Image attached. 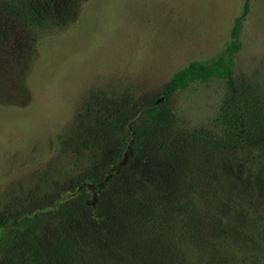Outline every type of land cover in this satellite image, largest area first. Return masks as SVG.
<instances>
[{
	"label": "rangeland",
	"instance_id": "374dc122",
	"mask_svg": "<svg viewBox=\"0 0 264 264\" xmlns=\"http://www.w3.org/2000/svg\"><path fill=\"white\" fill-rule=\"evenodd\" d=\"M246 3L235 79L264 93V0H53L65 25L52 33L29 30L0 2V237L13 217L42 224L75 195L76 172L62 139L79 135V117L96 97L133 101L132 121L166 102L183 127L203 131L225 83H196L168 100L162 92L175 72L224 53ZM205 157L202 165L223 167L216 174L201 169L193 183L199 195L220 201L226 221L200 214L189 223L190 263L255 264L264 257V222L257 221L264 217V144L241 148L230 161ZM178 246L183 254L175 249L173 264L188 253Z\"/></svg>",
	"mask_w": 264,
	"mask_h": 264
},
{
	"label": "trees",
	"instance_id": "16d2710c",
	"mask_svg": "<svg viewBox=\"0 0 264 264\" xmlns=\"http://www.w3.org/2000/svg\"><path fill=\"white\" fill-rule=\"evenodd\" d=\"M0 2L31 31L52 33L65 25L53 0ZM248 11L246 3L219 58L191 62L162 92L168 100L196 83H225L217 114L203 131L183 127L166 102L149 105L132 121L138 109L133 101L96 97L79 117V135L62 139V152L71 156L76 172L75 195L47 215L46 228L36 218L13 217L0 237L3 264H173L175 249L183 254L178 245L188 252L178 264H191L189 223L200 214L226 221L216 207L220 201L199 195L193 183L203 169L216 174L223 165L200 162L207 152L230 161L237 150L264 144V93L250 80L237 82L234 72ZM129 122V132L122 130ZM255 264H264V257Z\"/></svg>",
	"mask_w": 264,
	"mask_h": 264
}]
</instances>
